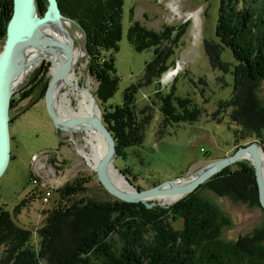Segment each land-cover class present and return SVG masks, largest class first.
<instances>
[{"label":"rangeland","instance_id":"rangeland-1","mask_svg":"<svg viewBox=\"0 0 264 264\" xmlns=\"http://www.w3.org/2000/svg\"><path fill=\"white\" fill-rule=\"evenodd\" d=\"M243 1L246 6L258 7L263 4V0H240L235 4L237 10ZM59 3L62 6L61 9L58 6L59 11L65 17L61 18V22L69 31L72 48L82 52L74 67L77 86L88 87L94 95L97 82L87 70L85 32L77 18L90 17L96 0H59ZM219 5L220 0H123L121 38L118 50L113 52L119 83L105 105L122 103L124 89L141 79L145 62L153 56L152 47L136 51L128 42L127 30L133 22L154 32L169 30V40H163L159 47L170 46L174 50L158 80L138 86L135 92L136 111L146 105L152 106V119L144 130L142 144L127 148L125 157L115 156L113 161L117 168L115 171L127 170L126 175L122 173L137 189L151 188L168 180L190 179L205 166L232 155L239 147L250 143H256L260 148L264 166V138L261 140L252 135L238 139L233 133L241 130L239 119L247 122L250 113L257 114L258 122L264 126V83L250 82L237 76L239 88L234 91L235 101L232 100L229 105L233 93L231 72L237 63L230 50L215 36ZM47 9L48 2L40 15L35 6L34 14L42 17ZM179 29L183 32L178 36V42H171ZM4 39L5 36L0 40V51ZM41 65L46 68L42 73L39 72ZM49 67V59L40 61L13 90L11 97H14L15 103L9 109L12 116L9 122L11 159L0 176V204L12 214L18 226L28 231L21 250L32 261L34 257L33 263L36 264H54L57 258L76 249L84 237L88 220L86 212L82 214L78 212L79 209L92 203L111 205L122 201L99 182L93 167L95 162L89 157L90 146L83 132L72 130V127L57 128L48 115L42 88L44 84L47 86L51 77ZM172 86L176 97L191 99L192 104L202 108V112L193 122L168 125L165 134L158 138L156 132L162 117L159 100L153 102L154 94L164 89L173 90ZM21 94L27 95L23 97ZM220 101L223 102L221 108L218 107ZM75 102L73 100L72 105ZM93 102L101 114L97 100ZM241 104L244 106L240 107ZM54 105L58 109L55 100ZM244 165L253 169V177L244 173L239 177V191L244 199L233 200L227 194H219L223 192L219 178L233 179V176L228 177V173ZM223 170L227 173L218 177L217 174ZM77 182H80L79 189L71 193ZM200 185L199 189L196 187L191 192L197 189V194L213 204L219 212L216 226L219 239L231 243L238 239H253L256 233L264 237V208L258 199L251 156L243 154ZM67 187L69 193H66ZM253 187L256 188L257 203L251 198L250 190ZM126 189L130 190L128 187ZM164 198L129 203L141 202L146 207L148 204L147 208L159 206L167 209L177 201L168 197L171 201L164 203ZM74 203L77 207L69 211ZM109 216L113 218L114 212ZM163 220L172 229L183 228L182 218L175 219L168 215ZM154 234V229L147 226L142 238L151 243ZM111 236L115 249L119 250L124 245L123 238L119 234ZM4 252L5 247L0 245V260Z\"/></svg>","mask_w":264,"mask_h":264},{"label":"trees","instance_id":"trees-1","mask_svg":"<svg viewBox=\"0 0 264 264\" xmlns=\"http://www.w3.org/2000/svg\"><path fill=\"white\" fill-rule=\"evenodd\" d=\"M57 1L61 9L62 6L59 0ZM239 1L220 0L218 22L215 27V36L230 50L237 63L231 72L233 93L228 101L229 105L232 104V100L235 101L234 91L239 88L237 76L250 82L264 83V0L258 7L246 6L243 1L237 10L235 4ZM122 4L123 0H96V7L91 10L90 17L77 18L85 32L87 70L97 82L94 96L101 107V119L114 138L117 157H125L127 148L142 144L144 130L152 119L151 104L138 111L135 109L134 95L137 87L158 80L167 68L168 58L174 53L170 46L159 47L163 40H169V30L154 32L147 30L138 22H133L127 30L128 42L136 51L152 47L153 56L145 62L141 79L124 89L122 103L114 106L105 105L117 90L119 83L113 52L118 50V41L121 38ZM46 5V0H35L36 10L40 15L45 11ZM11 12L12 0H0V40L5 36ZM182 32L183 30L179 29L171 42H178V36ZM45 69V66L41 65L39 72L42 73ZM45 88L46 84L43 85V92ZM171 88L173 90L164 89V92L160 90L154 94L153 102L159 100L162 117L156 132L158 138L165 134L168 125L193 122L202 112V108L192 104L191 99L176 97L175 89L173 86ZM14 103L15 99L11 97L10 108H13ZM222 103L219 102V108ZM242 106L244 105L241 104L240 107ZM245 106L251 107L249 104ZM256 116L257 114L250 113L247 116L248 121L244 123L239 119L241 130L234 131V136L244 139L256 135L262 140L264 126L258 122ZM11 120L12 116L9 113V122ZM122 172L125 175L128 173L127 170ZM252 172V168L244 165L228 173V177L233 176V179L228 181L227 178L220 177L223 192L220 191L219 194H227L233 200H239L242 198L239 177L243 173L253 177ZM225 173L227 172L223 170L217 176H223ZM201 186L199 185L197 189ZM79 187L80 182H77L71 193H75ZM197 189L178 199L167 209L159 206L147 208L141 202L123 201H116L111 205L103 203L86 205L78 211L82 214L86 212L88 216L84 237L76 249L62 258H57L54 264H264V237L256 233L253 239L247 241L238 239L231 243L219 239V230L216 226L220 214L213 204L197 194ZM65 190L69 193L68 187ZM250 194L253 202L257 203L255 187L251 188ZM76 207L74 203L68 210ZM112 212L113 218L109 216ZM168 215L175 219L182 218L183 228L175 230L168 226L163 220ZM147 226L155 231L151 243L142 238ZM27 233L28 231L18 226L12 214L0 204V245L5 247L0 260L2 264L4 262L36 264L33 263L34 257L32 261L21 250ZM112 234H119L123 238L124 245L119 250L113 245Z\"/></svg>","mask_w":264,"mask_h":264},{"label":"water","instance_id":"water-1","mask_svg":"<svg viewBox=\"0 0 264 264\" xmlns=\"http://www.w3.org/2000/svg\"><path fill=\"white\" fill-rule=\"evenodd\" d=\"M47 2V11L42 17H39L34 14V0H12V12L7 21L4 44L2 50L0 51V176L6 170L11 159L9 109L11 96L15 88L12 84V81L15 74L17 51L23 45H32L36 47L48 46V48L51 49L58 47L65 52V59L61 61L59 66L55 68L45 88L44 99L46 111L50 116L54 126L57 128L68 129L80 123H89L100 132L104 140L105 149L100 159L93 167L99 182L110 194L125 202H145L146 200L155 197H175V199L178 200L198 187L209 176L217 173L228 164L234 163L240 157H242L243 154L249 153L252 158L255 170L258 199L261 206L264 208V176L262 171L263 162L260 155L261 150L258 148L256 143H250L247 146L239 147L232 155L224 157L205 166L188 180H168L157 186L140 190L137 189L122 172H119V175L126 182L130 190L124 191L115 185L111 180L107 170L108 166L110 165H112L113 170H117L113 163L116 156L115 142L111 132L101 120L100 111L97 116H82L64 119L55 113L52 106V92L54 86L58 79L68 72L71 66L73 48L72 43L69 42V34H67V41H59L51 37L40 35L36 30V25L42 23L48 12L52 10L56 24L60 29L68 32L66 27L61 24V18L65 17L62 16L59 11L57 0H47ZM49 63L51 64L50 60ZM90 97L96 101L94 95L91 92ZM146 205L149 207L148 204Z\"/></svg>","mask_w":264,"mask_h":264},{"label":"bare ground","instance_id":"bare-ground-1","mask_svg":"<svg viewBox=\"0 0 264 264\" xmlns=\"http://www.w3.org/2000/svg\"><path fill=\"white\" fill-rule=\"evenodd\" d=\"M36 26H37L36 30L40 35L51 37L59 41L68 40L67 34H69L68 33L69 31L65 32L64 30L59 28V26L56 24V20L54 18V14L52 10L48 12L44 21L42 23L37 24ZM69 42L72 43L71 38ZM81 54L82 52L80 50L78 51L73 49L71 66L68 72L65 75H63L60 79H58L52 92V106L54 108V111L58 116L64 119H70V118L82 117V116H97L99 114V110L97 111L96 105L94 104L92 98L90 97V91L88 87L79 86L80 87L79 88L77 86L78 78L75 73L74 67L77 64L79 58L81 57ZM46 58L51 61L49 67V73L52 74L55 68L59 66L60 62L65 59V52L58 47H54L53 49H51L48 48V46L46 47H36L32 45L21 46L16 54L15 74L12 81L13 86L15 87L16 85H18L24 79L27 72L33 66H35L37 63H39L40 61ZM54 100L56 101V106H58V109H56L54 105ZM73 100H75L76 102L75 104L72 105ZM98 105L99 104H97V107ZM73 129L83 132V137L86 143H88V145L90 146L89 157L96 163L100 159L105 149L104 140L100 132L97 131L89 123H80L72 127V130ZM247 155L250 156L249 153H245L246 157H248ZM107 170L114 184L117 185L120 189L127 191L126 188L128 186L126 182L123 180V178L119 175L117 171L112 169V165L108 166ZM262 171L264 176L263 164H262ZM117 173L119 177H117ZM169 198L175 199V197H169ZM164 199H165L163 200L164 203L171 201V199H168V197Z\"/></svg>","mask_w":264,"mask_h":264}]
</instances>
